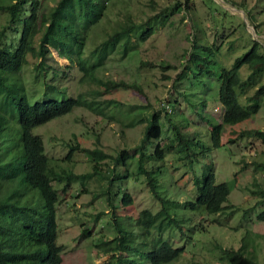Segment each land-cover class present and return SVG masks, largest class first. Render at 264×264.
<instances>
[{"label":"trees","instance_id":"1","mask_svg":"<svg viewBox=\"0 0 264 264\" xmlns=\"http://www.w3.org/2000/svg\"><path fill=\"white\" fill-rule=\"evenodd\" d=\"M44 1L12 0L0 4V11L6 17L0 27V264H62L56 221L59 196L53 183L78 182L86 189L88 181L96 178L107 182L101 191L110 207V211L105 212L108 219L104 225L112 230L113 237L103 242V249L97 243L94 246L112 254L113 261L109 264H135L138 256V264H170L182 257L186 242L193 239L195 231L208 233L205 225L193 223L195 217L226 215V210L232 207L228 205V197L234 185L216 181L212 162L205 163L198 176L194 168L209 146H205V151L201 150L200 139L191 138L185 131L188 122L177 124L169 119L172 107L167 99L159 102V110L152 111L148 110L147 104H124L113 98L87 100L82 92L68 95L59 83L61 74L64 78L67 72L58 65L52 66L50 50L70 63L68 69L71 65L77 66L79 85L93 86L90 95L100 97L121 90L143 95L137 83L100 78L98 72L103 71L104 60L113 53L119 54L121 59L132 55L136 46L151 38L169 16L174 12L189 11V7L176 2L168 8L169 13L160 12L139 22L130 15L125 16L115 30L86 54L87 33L100 21L106 5L112 0H58L48 14L42 11ZM245 4L241 0L238 6L243 8ZM247 14L249 20L256 17L252 9ZM194 30L188 64L177 74L175 82L191 77L190 86L204 76L208 84L209 78L213 77L216 99L222 108L221 121L225 125L233 126L256 115L264 100V82L256 87L253 82L256 75L264 74V48L259 41L253 40L250 49L236 58L230 68H225L212 59L220 47L208 43L200 34L199 25L196 24ZM29 58L36 60L35 72L48 80L47 86L55 89L61 95L59 98L51 97L45 91L44 100L30 99L23 75ZM161 65L167 67L168 64ZM242 67L247 71L244 80L240 78ZM250 88L252 93L246 95ZM241 97L244 98L241 100ZM184 100L190 104L188 93ZM75 107L98 114L111 107L109 116L124 127L144 125L138 156L134 158L127 149L114 155L98 147L82 148L80 151L92 163L90 172L76 174L66 166L62 167L47 155L44 140L35 130L71 113ZM167 125L170 128L166 129ZM208 126L206 133L210 136L211 146L217 149L222 145L223 127ZM169 130L173 138L166 144L162 138ZM246 134L264 144V131L257 129ZM78 148L70 145L65 159H70ZM171 148L178 154V165L191 172L187 176H191L193 193L183 201L172 196L174 177L161 164ZM107 160L112 162L111 175L101 171V164ZM140 176L145 178L159 208L156 211L142 209L138 221L126 223L125 214L120 210L133 205V199L124 183ZM259 194L264 203V190H259ZM258 218L264 219V212ZM196 225L201 228L197 229ZM174 238L180 239L182 245L175 244ZM216 255L225 264H264L258 260L256 250L247 253L245 239L238 248L216 246Z\"/></svg>","mask_w":264,"mask_h":264},{"label":"rangeland","instance_id":"2","mask_svg":"<svg viewBox=\"0 0 264 264\" xmlns=\"http://www.w3.org/2000/svg\"><path fill=\"white\" fill-rule=\"evenodd\" d=\"M10 1L12 0H0V4ZM244 1L246 3L243 5L244 9L238 6L241 0H112L107 4L100 21L87 33L86 54L106 38L107 34L115 30L125 16L130 15L139 22L160 12L169 13L168 8L176 2L185 8L189 7V11L174 12L169 16L151 38L136 46L132 55L121 59L119 54L113 53L104 60V69L98 72L100 78L137 83L141 86L143 95L132 90L116 91L100 97L90 95L89 91L93 86L79 85L80 73L77 66L71 65L68 69L70 63L64 58H59L53 49L50 50L52 66L58 65L57 67L67 72L66 77L63 75L64 78L61 74L62 79L60 78L59 83L68 95L75 96L82 92L87 100L113 98L121 100L124 104H147L148 110L152 111L159 110V102L167 99L172 107L169 119L177 124L188 122L189 126L185 131L190 133L191 138L200 139L203 146L201 150L205 151V146H209L204 153L206 155L202 156L194 168L198 176L201 175L204 164L212 162L216 181L234 185L228 197V205L232 207L226 210V215L204 214L203 218L195 217L193 223L205 225L208 233L201 234L195 231L193 239L186 242L182 257L170 264H225L217 259L216 246L238 248L244 239L247 253L252 254L256 250L258 260L264 262V219L258 218L264 212V203H261L262 197L259 194V190H264L262 168L264 144L253 135L246 134L257 129L264 131V100L256 115L228 126L221 121L222 108L216 99L213 77L209 78L208 84L204 76L200 77L199 82L194 80L190 86L191 77L189 80L175 82L177 74L188 64L187 58L196 24L199 25L200 34L208 43L220 47L218 54L212 59L222 67L230 68L236 58L242 57L250 49L253 40L259 41L264 48V0ZM57 2L58 0H45L42 3V11L48 14ZM251 9L256 14L254 20H249L247 14ZM5 22V14L0 11V27ZM40 35L41 33L38 38ZM35 62V59L29 58L23 70L30 99L44 100L45 91L51 97L59 98L61 95L47 86L48 80L45 81L35 72ZM140 62L148 64L141 65ZM164 63L168 64L167 67H162L161 64ZM246 72V68L242 67L240 70L242 80L246 79ZM253 82L255 87L263 83L264 74L256 75ZM252 91V88L248 89L246 95ZM186 93L189 96V105L184 100ZM243 98L241 97V100ZM107 108L103 114H98L84 107H75L71 113L37 128L35 132L43 138L47 155L76 174L92 170L90 158L80 151L82 148L98 147L114 155L122 149H127L129 154L136 158L140 150L138 145L143 136L144 125L124 127V124L109 116L112 109ZM208 124L223 127L222 145L217 149L211 146L210 136L206 133L209 129ZM168 128L169 125L166 126V129ZM171 138L172 132L169 130L162 141L170 144ZM70 145L79 148L72 153L70 159H65ZM161 164L174 177L171 183L172 196L179 201L192 196V179L189 176L191 172L178 165L175 148L167 151ZM111 166L110 160L103 161L101 171L111 175ZM53 186L59 196L56 221L57 243L62 246V264L112 262V254L100 251V248L104 247L103 242L113 237L112 230L104 225L108 219L105 212L110 211L106 196L101 195V191L107 186L106 180L98 178L90 180L86 189L78 182L68 185L64 182H54ZM124 186L133 199V205L120 210L125 214L126 223L130 220L138 221L142 209L156 211L159 208L143 176L138 179L129 178ZM196 227L201 228L198 225ZM173 242L182 245L178 238H174ZM95 243L99 244L100 248H96ZM136 258L135 264H138L140 257Z\"/></svg>","mask_w":264,"mask_h":264}]
</instances>
